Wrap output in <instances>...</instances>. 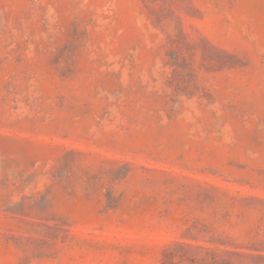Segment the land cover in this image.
<instances>
[{
	"label": "rangeland",
	"instance_id": "374dc122",
	"mask_svg": "<svg viewBox=\"0 0 264 264\" xmlns=\"http://www.w3.org/2000/svg\"><path fill=\"white\" fill-rule=\"evenodd\" d=\"M0 264H264V0H0Z\"/></svg>",
	"mask_w": 264,
	"mask_h": 264
}]
</instances>
